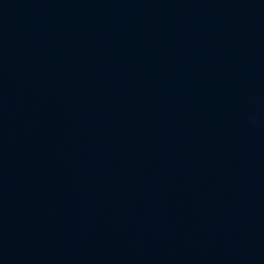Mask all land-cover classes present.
Instances as JSON below:
<instances>
[{
	"label": "water",
	"instance_id": "water-1",
	"mask_svg": "<svg viewBox=\"0 0 264 264\" xmlns=\"http://www.w3.org/2000/svg\"><path fill=\"white\" fill-rule=\"evenodd\" d=\"M0 264H264V0H0Z\"/></svg>",
	"mask_w": 264,
	"mask_h": 264
}]
</instances>
